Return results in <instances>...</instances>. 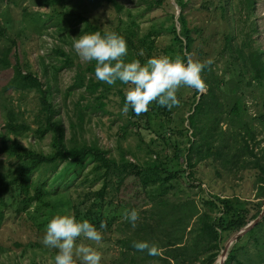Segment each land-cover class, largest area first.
Wrapping results in <instances>:
<instances>
[{
    "label": "trees",
    "instance_id": "trees-1",
    "mask_svg": "<svg viewBox=\"0 0 264 264\" xmlns=\"http://www.w3.org/2000/svg\"><path fill=\"white\" fill-rule=\"evenodd\" d=\"M8 1L14 0H0V4ZM90 1L88 14L94 7L103 11L108 6L116 12L119 24L105 29L100 18L93 21L81 13L54 9L50 16L65 19L64 24L54 23L59 33L79 23L84 24L80 36L97 31L102 36L117 33L127 42L126 63L139 60L145 64L152 57L174 59L178 55L185 63L188 58L204 62L206 48L225 63L222 69L214 62L203 70L205 92L182 86L177 93L179 107L169 110L153 102L147 113L137 116L131 108L127 114L122 112L126 90L131 85L117 81L109 86L98 81L95 61L74 67L69 54L56 47L53 53L63 57L62 65L54 67L56 71L75 72L63 102L66 105L73 92L80 93L73 102L75 122L70 127L74 132L67 138L53 87L48 81L43 83L32 69L24 73L17 57L16 64H12L9 56L16 39L4 38L8 45L0 49V70L13 68L14 74L1 94H34L38 108L32 124L24 120L25 112L20 107L3 108L0 224L30 222L36 232L45 235L47 224L56 215H73L78 222L86 219L103 233L102 242H92L93 247L101 250L112 242L120 247L121 257L114 264H214L225 243L256 219L264 206V148L258 149L255 119L249 115L247 103V93L253 97L256 91L264 106V51L256 45V0H202L199 8L211 19L202 28L193 27L188 20L186 10L196 9H188L190 0H175L180 14L170 15L171 45L161 41L164 23L159 29L143 32L137 17L120 1ZM145 1L148 8L154 9L166 0ZM30 3L36 7L55 4L53 0ZM123 12L127 13L126 20L122 19ZM3 30L0 25V37L6 36ZM141 50L143 56L139 54ZM111 94L119 97V116H124L119 140L129 134L140 136L141 145L147 144L142 161L120 144L117 154H113L98 140L76 138L77 131H83L87 111L106 113ZM152 119L160 122V130L153 129ZM28 132L40 138L49 134L50 151L27 150L8 138L10 134ZM147 136L149 141L143 139ZM199 167L213 169L218 178L233 175L242 179L246 171L256 172L253 200L216 194L212 191L214 179L208 180V186L204 181L206 173L200 174ZM133 209L140 214L135 228L125 218V213ZM101 223L106 228L100 229ZM142 241L156 244L159 255L150 256L133 247L134 242ZM57 254L58 249L52 251L54 259ZM225 264H264V216L233 244Z\"/></svg>",
    "mask_w": 264,
    "mask_h": 264
},
{
    "label": "rangeland",
    "instance_id": "rangeland-1",
    "mask_svg": "<svg viewBox=\"0 0 264 264\" xmlns=\"http://www.w3.org/2000/svg\"><path fill=\"white\" fill-rule=\"evenodd\" d=\"M118 1L125 5L126 9H129L132 15L137 17L143 32H147L151 28L159 29L162 23H164L165 28L161 31V41L165 45H171L172 38L168 30V26L172 24L170 15L175 14L178 17L180 13V9L176 5L175 0H166L163 6L154 9L148 8V3L145 0ZM53 2L55 4L52 6L43 5L37 7L31 4L30 0H14L10 3L8 1L0 4V25L4 28L3 34L6 33V36L0 37V49L8 45L7 40L5 41L4 38L16 39V46L9 56L11 63L15 65L17 57L24 68V73H26L27 69H32L43 83L48 81L53 87L55 93L54 102L59 105V118L62 119L67 132V138H71L74 131L70 126L71 122H75L73 102L78 100L80 93L78 91L73 92L66 99L65 105L63 102L64 93L72 84L75 72L73 69L56 71L54 67H60L62 65L63 57L55 55L53 50L56 47H60L69 54L74 62V67L78 63L82 65L89 63L82 61L73 47L74 38L80 37V32L83 30L84 24H75L67 31L59 33V27L55 26L54 23L55 21H59V23L64 24L65 19L50 15L55 13L53 11L54 9L62 12L81 13L82 15L91 17L93 21L100 18V25L105 29L116 27L119 23L116 12L108 6L103 11L94 7L91 13L88 14L90 0H53ZM201 3L202 0H190L188 9L189 7L196 9L186 10L188 20L193 27L200 26L202 28L211 20L207 18L205 11L200 10ZM127 18V13L123 12L122 19L126 20ZM254 21L259 30V34L256 35V45L264 51V0H256ZM175 23L179 29V23ZM206 50L208 51L206 60L211 58L215 64H218L217 67L222 69L221 65L225 61L222 58H218V55L215 56L216 52L212 49L206 48ZM45 66L48 68L46 69ZM13 74V68L0 70V134L3 133L4 106L10 108L20 107L25 112L24 120L29 124H32L38 108L37 99L34 94L14 92L1 94L2 88L9 82ZM128 90L129 88L126 92ZM247 95L249 96L247 102L250 107L249 115L255 119L253 126L256 131V140L260 141L258 149L264 148V106L260 104L261 100L256 91L253 97L250 92ZM86 103L87 100H84L83 104L85 105ZM106 111V113H103L98 110H88L83 131H77L76 138L88 142L98 140L102 147L111 149L113 154H117V146L120 144L124 149L135 152L142 161L146 153L144 148H147V144L142 143L141 145L140 136L129 134L126 139L119 140L118 132L120 126L124 123L122 120L124 116L122 118L119 116L121 112L120 99L116 94L109 96ZM261 116L263 117L262 120L260 119ZM159 123L157 120L152 119L151 126L154 130H160ZM32 127L36 128L35 125ZM8 138L12 141H17L21 147L27 150L50 151L49 134L40 138L39 135L28 132L18 135L10 134ZM143 139L149 141L150 138L147 136ZM138 146H140V150ZM199 173L205 175L204 181L208 186V180L214 179L212 191L218 195H236L251 200L255 196L253 184L256 172L254 171H246L242 179H238L239 177L234 178L233 175L228 177L224 175L222 178H218L215 175V171L209 167H199ZM204 188H207L206 185H204ZM30 224V222L18 221H9L0 224V262L5 264H55V259L52 255V251H55V249H48V247L44 246L42 243L44 233L36 232ZM18 243L22 246H17L16 244ZM80 243L93 247L92 242L86 238L81 239L78 244ZM227 243L228 241L225 245ZM36 244L38 245L31 247V245ZM93 248L102 253L101 264H114V261L116 259L119 260L121 257L120 247L116 246L113 242L101 250L97 247ZM76 260L82 264L81 258H76Z\"/></svg>",
    "mask_w": 264,
    "mask_h": 264
},
{
    "label": "clouds",
    "instance_id": "clouds-1",
    "mask_svg": "<svg viewBox=\"0 0 264 264\" xmlns=\"http://www.w3.org/2000/svg\"><path fill=\"white\" fill-rule=\"evenodd\" d=\"M74 50L82 61H95V76L98 81L114 86L117 81L132 87L126 92V102L122 109L127 114L131 108L137 116L149 111V105L156 102L171 110L180 106L177 93L182 86L190 87L197 92L206 91L207 85L202 77L203 70L211 67L214 60L200 62L188 58L187 63L178 55L174 59L168 56L152 57L145 64L139 60L126 63L128 46L124 37L117 33L99 31L74 38ZM144 55L143 50L139 53ZM125 218L132 227L137 226L140 214L133 209L125 213ZM106 228L105 223L100 229ZM100 244L103 233L88 220L78 222L73 215H56L46 226L42 239L44 246L58 249L55 264H101L102 253L91 246L78 244L80 237ZM133 247L150 256H158L160 249L149 242H134Z\"/></svg>",
    "mask_w": 264,
    "mask_h": 264
},
{
    "label": "water",
    "instance_id": "water-1",
    "mask_svg": "<svg viewBox=\"0 0 264 264\" xmlns=\"http://www.w3.org/2000/svg\"><path fill=\"white\" fill-rule=\"evenodd\" d=\"M180 14V13H179ZM179 16V15H178ZM264 216V206L262 207V211L259 214V216L254 219L253 221H251L249 224H247L245 227H243L240 231H238L237 233H235L230 240L228 241V243L225 245V247L222 249L220 255L218 256L217 261L214 264H225L227 257H228V253L229 250L231 249V247L233 246V244L240 238L245 236L248 232H250L263 218Z\"/></svg>",
    "mask_w": 264,
    "mask_h": 264
}]
</instances>
